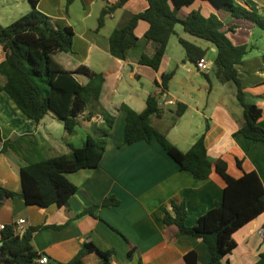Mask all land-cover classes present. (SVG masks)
I'll return each mask as SVG.
<instances>
[{"label": "crops", "instance_id": "obj_1", "mask_svg": "<svg viewBox=\"0 0 264 264\" xmlns=\"http://www.w3.org/2000/svg\"><path fill=\"white\" fill-rule=\"evenodd\" d=\"M115 1L74 0L65 11L64 0H39L37 8L55 25L71 26L74 31L72 49L54 53V59L66 69L83 64L104 75L100 102L113 114L114 122L98 165L65 174L77 186L65 204H27L19 196L8 197L0 192V224L12 225L23 218L26 228L42 225L32 233L33 248L43 252L48 259L61 262L72 259L89 239L101 250L113 249L105 264H136L139 259L148 264H187L184 254L188 251H195V264H207L209 252L204 241L169 240L163 215L165 210L172 212V201L184 202L187 208L185 222L188 226L194 225L201 214L222 199V177L213 168L207 178H194L189 171L181 169L155 139L123 143L125 112L119 106L126 104L137 112L142 111L147 96L160 91L156 82H160L161 74L173 69L167 88L159 98L162 112L153 114L151 123L180 150H188L204 133L211 161L225 160L227 171L234 177L241 176L243 171H255L264 186V143L238 132L243 123V112L233 83H222L215 74L211 75L213 67L207 73L187 70V64L193 62L187 60L184 49L178 47L181 45L179 37L204 49V57L212 66L216 48L210 41L184 31L180 23L175 25V33L168 40L157 70L138 62L141 53L151 55L155 48V43L144 37L148 22L143 19L134 29L138 41L128 49L125 58L110 54L107 37L111 31L148 6L147 0H127L96 30L100 10ZM234 2L264 15V0ZM6 4L10 7L19 4L17 10L11 9L6 14L7 24L31 10L28 0H0V7ZM192 9H199L203 15H218L224 28L231 22H239V26L227 35L234 44L249 46L236 69L247 100L262 110L258 123L264 128V31L251 22L231 18L228 11H220L221 8L209 0H194L182 6L178 14L183 17ZM4 17V13H0L1 25H7L3 23ZM3 58L0 45V61ZM76 76L83 83L87 81L84 75ZM5 80L0 73V84ZM178 102L186 105L180 116L173 111ZM101 122L99 114H93L89 119L80 116L74 131L67 133L62 121L51 111L35 122L5 91H0L1 139L28 136L23 144V156L11 150L0 151V186L20 192L22 165L29 159L67 153L68 144L80 147L88 135L100 137ZM1 143L0 140V146ZM109 195L118 199L117 205H99L94 214L78 216L82 209L100 204ZM1 231L0 228V235ZM232 237L236 245L224 256L225 264H264V211L234 231ZM132 247L134 251L128 255ZM100 258L94 251L84 260L86 264H95Z\"/></svg>", "mask_w": 264, "mask_h": 264}, {"label": "trees", "instance_id": "obj_2", "mask_svg": "<svg viewBox=\"0 0 264 264\" xmlns=\"http://www.w3.org/2000/svg\"><path fill=\"white\" fill-rule=\"evenodd\" d=\"M73 1L64 0L65 11ZM126 1L116 0L105 5L97 16L96 30ZM193 1L147 0L148 6L143 11L133 14L123 26L111 31L107 37L108 51L115 57L125 58L128 49L138 41L134 29L138 21L143 19L148 22L144 37L153 41L155 48L151 55L141 53L138 62L157 70L168 40L175 33V25L180 23L187 33L214 44V74L220 82H232L235 85V96L242 107L243 123L238 132L248 139L264 143V128L258 123L262 110L256 103L247 100L236 69L237 62L248 52L249 46L234 44L227 35L228 31H233L239 26V22H231L224 28L225 24L218 15H203L199 9H192L185 16H179L180 8ZM209 1L228 11L231 18L251 22L264 31V15L234 0ZM28 2L31 5L30 11L7 25L0 24V45L4 51V58L0 61V73L6 79L4 84H0V91H5L18 108L35 122L51 111L62 121L67 133L74 131L78 117L89 119L93 114H99L102 117L99 125L101 136L88 135L80 147L68 144L67 153L29 159L20 168L21 191L15 192L0 186V192L8 197L19 196L27 204L63 205L77 190V186L65 174L98 165L114 116L100 102L105 79L101 72L91 70L83 64L75 69H66L53 57L56 52H68L72 49V27L55 25L49 16L37 8L39 0ZM178 41L184 49L185 58L190 62L204 56V49L195 43L182 37H179ZM173 73L172 69L161 74L160 82H156L161 88L160 91L147 96L142 111L137 112L126 104L119 106L125 112L123 143L129 144L138 140L150 142L155 139L180 168L189 171L194 178H207L213 168L222 177V199L201 214L194 225L188 226L185 222L187 208L184 202L172 201V212L164 211L163 222L169 240L201 239L209 252L207 264H225L224 256L236 245L232 237L233 232L264 211V186L255 171H243L241 176L234 177L227 171L225 160L217 158L211 161L207 155L204 133L196 138L188 150L182 151L152 125L151 116L162 112L159 98L167 88ZM76 74L84 75L87 81L81 82ZM185 109L186 105L178 102L173 111L175 115L180 116ZM207 126L206 124L205 128ZM27 137L16 136L2 140L0 136V151L11 150L23 156V144ZM237 164L241 165L239 160ZM117 204L118 199L109 195L103 198L100 204L82 209L78 216L94 214L99 205ZM41 227L42 225L29 226L23 234L18 235L14 232L13 224L5 225L0 235V264H86L84 257L94 251L101 257L95 264H105L113 253V249L101 250L87 239L69 261L48 259L46 263H39L37 257L44 253L35 250L30 240L33 231ZM133 251L132 247L128 255ZM184 258L187 264H195V251H188ZM136 264L148 263L139 259Z\"/></svg>", "mask_w": 264, "mask_h": 264}, {"label": "built area", "instance_id": "obj_3", "mask_svg": "<svg viewBox=\"0 0 264 264\" xmlns=\"http://www.w3.org/2000/svg\"><path fill=\"white\" fill-rule=\"evenodd\" d=\"M212 63L209 62L204 56L200 57L197 61L187 64V70L191 71V70H196L197 72L200 73H207L209 71H211L212 69ZM5 227L4 224H0V228L3 229ZM13 229L14 232L18 235L23 234V232L25 231L26 227H25V219L23 218H19L17 219L14 223H13ZM37 261L39 263H46L48 261V257L45 254H42L40 256L37 257Z\"/></svg>", "mask_w": 264, "mask_h": 264}, {"label": "rangeland", "instance_id": "obj_4", "mask_svg": "<svg viewBox=\"0 0 264 264\" xmlns=\"http://www.w3.org/2000/svg\"><path fill=\"white\" fill-rule=\"evenodd\" d=\"M12 2V1H11ZM13 4H14V2H12ZM19 8V4L17 5V7H15L14 5L12 6V7H10V6H8V4H6L4 7H2V5H1V7H0V13H4V18H3V23H8V22H5L6 21V14L8 13V12H10L11 11V9H13V12L15 11V10H17ZM220 11H224L223 9H220ZM259 30V29H258ZM172 38H174V37H172ZM177 45H178V43H176ZM180 46V48H183L181 45H178V47ZM191 65V64H190ZM214 74V72L211 74V75H213ZM230 84H232V82H229Z\"/></svg>", "mask_w": 264, "mask_h": 264}]
</instances>
